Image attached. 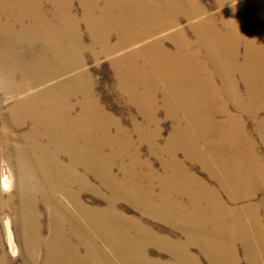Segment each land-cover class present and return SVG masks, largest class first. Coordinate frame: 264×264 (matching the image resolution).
I'll list each match as a JSON object with an SVG mask.
<instances>
[{"label":"bare ground","instance_id":"obj_1","mask_svg":"<svg viewBox=\"0 0 264 264\" xmlns=\"http://www.w3.org/2000/svg\"><path fill=\"white\" fill-rule=\"evenodd\" d=\"M215 2L226 6L221 11L224 31L212 25L211 14L198 0H0V92L5 100H13L0 122V156L4 129L27 124L28 131L17 137L22 145L13 149L21 168L20 226L26 252H42L43 264H85L90 258L102 264H161L149 260L144 244L136 241L130 240L122 250V232L114 233V242L105 239L116 263L107 260L97 245L81 239L76 227L101 237L100 211L112 213L119 196L185 235L183 243H173L141 231L145 243L160 242L169 249L175 264H202L199 256L188 252L190 246L197 247L207 264H234L236 243L247 257L257 254L252 245L264 243V165L241 118L257 122L264 111V32L251 25L254 13L264 20V0ZM235 16L240 26L233 24ZM241 30L256 38H244ZM166 31L170 32L163 34ZM167 40L174 50L165 48ZM33 45L40 50L36 61L30 55ZM195 50L206 54L203 67ZM85 53L95 62L100 56L110 58L119 95L144 116V124L134 126L137 143H145L151 156L159 159L160 173L148 159H141L125 132L117 129L113 136L107 132L111 121L95 98ZM208 65L221 80L223 100L219 87L204 74ZM159 95L169 129L162 144L156 119ZM258 125L256 134L263 144L264 131ZM192 165L215 186L191 171ZM6 166L0 177L2 190L10 185ZM238 171L241 177L235 175ZM89 174L109 192L105 210H91L70 193L74 186L79 192L93 190L86 179ZM32 179L31 189L25 183ZM259 191L263 193L257 198ZM29 192L39 193L44 203L53 202L66 214L67 239L59 234L55 207L50 205V236L38 234L39 228L31 224L37 208ZM57 194L65 196L71 208L60 205ZM74 239L83 245L84 254L72 248ZM261 249L258 253H264Z\"/></svg>","mask_w":264,"mask_h":264},{"label":"rangeland","instance_id":"obj_2","mask_svg":"<svg viewBox=\"0 0 264 264\" xmlns=\"http://www.w3.org/2000/svg\"><path fill=\"white\" fill-rule=\"evenodd\" d=\"M198 1L201 3L202 6L204 5V8L208 12V14L209 15L211 14L212 25L215 28L217 26V28H216L217 30L224 31V29H225L224 28V22H223L224 20L222 18L221 11H223V9L226 6H223L222 7L223 9L217 5L215 6V4H216L215 0H198ZM238 2L239 1H237L236 3H238ZM73 4H74V11L77 12L76 10H78L77 13H79L80 9H79V7H77L78 5H76L77 3L74 2ZM233 19H232L233 24L240 26V24H241L240 18L235 16V17H233ZM213 21H214V23H213ZM222 22H223V24H222ZM185 25H186V21H184V19H181V26H185ZM251 25L255 29L264 32V20L261 16L259 17V15L257 13L252 14ZM167 32L169 33L170 31H166L163 34H166ZM241 33H242V36L246 39L254 40L256 38L255 35H252L248 32L243 31V30H241ZM188 38L190 39L189 42L192 43L193 37L188 35ZM85 41L87 42L88 39L85 38ZM84 46L87 47L86 44H84ZM164 46L169 51L174 50V45L171 41H168V40L165 41ZM33 47L31 48L30 55L34 58L33 60L36 61V58L38 57L37 54L40 52V50L37 48V45H33ZM242 47L243 46H241L239 48V50H240L239 52L241 54H243L242 52H244V49ZM85 50L87 51V48H85ZM262 51L264 53V45L262 47ZM195 53H196L195 57L198 58V60H196V61H199L201 63V67H203L202 65L204 63V60H206V54L203 53L202 51H198V50H195ZM239 58H241V57H239ZM84 59H85V62L87 63L86 64L87 69L89 70V72L92 75V78L94 79L95 98H96L97 102L99 103V105H101L104 108V110H106L105 112L107 114V117H108L109 121H111V125H109V127L107 129L108 130L107 132L109 133V135L110 136L115 135L117 132V129H120L123 132H125L129 136V138L131 140L133 139L132 141L137 145L141 159H148L151 162L153 169L155 171H157L158 173H160L159 159L155 156L154 157L151 156L147 146H145L146 145L145 143L138 144L139 143V141H138L139 140V137H138L139 133L136 131L134 126L144 124V121H145L144 116H143L142 112H139L137 110L136 105L132 104L125 97H122L121 95H119L117 84L114 81V78L112 75V69H111L110 63H109L110 58L100 56L99 59L95 62L89 56L88 53H85ZM210 66L208 65L204 74L208 73V76L211 77L210 80H211V85H213V87H215V86L219 87V89H220L219 96H221V98H219V99L223 100L225 95L223 94V91L221 88V80L217 77L212 65H210ZM239 90L242 93L243 88L240 87ZM216 100L218 101V98H216ZM12 103H13V100H11V99L5 100V97L0 92V122L5 120L6 114L8 113V109L11 107ZM156 106H157L156 119L160 124V134H161L160 139H159L160 141L158 143L162 144L163 143L162 141H164L168 137L169 129H168L167 124H166L165 111H164V108L162 105L161 95H159V97L157 96V98H156ZM258 118L259 119L256 122V121H253L250 117L243 116L241 118V121H244L243 126H244L245 133L246 134L249 133L248 135L250 137L253 136L252 138L254 139L253 140L254 144H256L255 145L256 156L263 159L261 163L264 165V143L263 144L260 143V141H259L260 139L258 138V136L256 134V127L258 125V122L264 119V111L258 115ZM0 125H1V123H0ZM258 126L260 127V129L262 128L261 129L262 131H264V124H262V125L260 124ZM261 126H263V127H261ZM148 130H149V128H148ZM27 131H28V125L26 124L25 126L19 127V128H14L13 126L5 128L3 131L4 133L1 134L3 136V137L1 136L2 137L1 139L3 140L2 145H4V146H3V149L1 150V156H0V177L2 174L3 166L7 165L6 166L7 170H9L8 172H10V173H8L10 185H8V188L6 190H2L1 183H0V194H1L0 195V197H1L0 198V202H1L0 203V264H43L42 260H44L42 252H39L38 255H37V251H35V250L34 251L31 250V252H30V249H28L29 253L26 252V249L28 247L27 246L28 243H26L27 239L24 238L23 232H22L21 226H20L21 222L23 220V218L21 217L20 212H19V210L21 209L20 204H21L22 197H23V195H22L23 191L21 188H19V186H20L19 179L20 178L18 179V177H19L18 173H19V170L21 168L18 164L19 161L17 158H19V157H18L17 152L15 153V151H16L15 149L22 145L17 140V137H19L20 135L22 136ZM6 140H7V142H6ZM6 143L8 144L9 148L7 146H5ZM178 157L181 158V155L179 154ZM61 160L63 162H66V159L63 157L61 158ZM118 166H119V162H117L115 164L113 172L117 173L116 171H117ZM190 169L195 174H197L198 177L203 178L209 184L211 183L213 186H215V183L210 182L207 179L206 174H204L205 172L201 171L200 167L192 165ZM77 170L80 174L83 172L79 168H77ZM16 173H17V175H16ZM235 175L237 177H241L243 175V173L241 171H238L235 173ZM86 179H87V182H88L90 188H93V190H89V191L84 190V191L79 192L78 189L74 186V187H70L71 192H70V190H69V192L71 194H74L73 196L75 198L77 197V200L81 203V205L85 204L84 206L90 208L91 210L100 211L103 209L104 210L107 209V207H108L107 202L108 201H106V200L109 198V192L101 186L99 181L94 176L89 174V175H87ZM29 181H28L29 184L27 182V183H25V186L32 189V186L35 185V182L33 179L29 180ZM16 182H17V184H16ZM31 193L29 192V195L33 196L34 202H35L36 208H37V209H33V211H32V214L35 215V217L33 218L31 224L33 226L39 228L38 234L42 238L47 239L50 236L49 231L52 227L51 226L52 224L50 223L51 214L48 213V205L55 207V204L53 202H50V204L49 203L46 204L43 202L42 197L39 195V193H37V194L36 193L31 194ZM262 193H263L262 191H259V193L257 194V198L261 197ZM19 196H21V197H19ZM19 198L21 199V201ZM55 199L59 201L60 205H64V207H66V208H71V207H69L70 203L68 200H66L65 196H62L61 194L60 195L57 194ZM131 204H132V202L129 199H127L123 196L117 197L116 201H115V208H114V210L111 211L112 213L106 214V211H100V218H103L102 223L100 225L101 226L100 228H102V229H98V231L101 234V237H99L100 239L97 237V232L93 233V231L92 232L87 231V233L85 234L83 232V228L79 229L76 227V230L80 234L81 239H83L87 244L97 245L99 250L101 251V253L103 252L102 254L107 260L109 259V261L111 263H116L117 258H116L115 252L110 250L111 248L109 245H107V242L108 241L114 242L116 240V237L114 235V233H116V231L122 232L123 235L125 236L124 241L121 242V244L123 246L122 250H125L126 249L125 247H128V243L130 242V240H133V241L138 242L137 244H139V245L144 244L143 248L145 250L146 257L149 260L151 259V261H157L158 263H161V264H175L173 262L174 260L172 259L171 255L169 254V249L164 248L162 245H160L159 244L160 242L155 244L154 242L148 241V244H147V241H146V243H145L144 241H142L143 236L141 234L142 233L141 231L145 230V231L149 232L151 235L153 234V236H155L157 239H161V240L167 239L169 241L171 239L170 242L174 241V242H179V243L184 242V240L186 239L185 235H183L181 232H179L178 230L173 228L169 223H167L161 217L156 216V214L144 211V210L136 207L135 205H133V204L131 205ZM51 209H53V208H51ZM55 210L57 211L56 213H55ZM53 211H54V218H56L55 223L59 224V226H58V229L60 231L59 234L62 236V238L67 239L68 238V235H67L68 229H69L70 225L67 224V221H64L65 218L67 219V217H65L66 214L62 210H60L58 207H55V209H53ZM48 214H50V218H49ZM110 216H112V217H110ZM124 219H125V221H124ZM118 220H120V221H118ZM113 221H115V222H113ZM263 222H264V220H263ZM128 223L131 225H129ZM138 226L141 229H139ZM61 227H63V228H61ZM107 229H109V230H107ZM156 230H158V231H156ZM139 231H140V233H139ZM109 232H111V233H109ZM94 234H96V235H94ZM93 236H95V237H93ZM127 236H129V237H127ZM9 239H10L11 243L9 242ZM105 239H107L108 241H106ZM71 244H72L71 246H73L72 248L76 247L75 250L78 248L80 253L84 254L83 253V252H85L84 247H83V245H82V247H81V245H79V241H76L74 239L71 241ZM239 245H240L239 243H236L234 245V249H235L236 254L233 257L234 259L231 260V261L235 260L234 264H239V263L240 264H248V263L249 264H264V253H262V252L258 253L259 248H262L261 250L264 251V243H262V244L261 243H259V244L254 243L252 245V249L256 250L257 254L251 258L246 256L244 249L242 248L241 245L240 246ZM24 247H26V249ZM192 247L193 246H190L188 248V252L193 256H199L201 258L202 264H207L208 262L206 261V259L202 255H201L202 257L199 255L200 253H199L197 247L196 246H194L193 248ZM82 250H83V252H82ZM166 250L168 252H166ZM33 252H34V254H31ZM262 256H263V258H262ZM89 260H91V262H93V263H91ZM171 262H173V263H171ZM87 263L88 264H102L101 261H99L98 263H94L93 258L88 259V261L85 262V264H87Z\"/></svg>","mask_w":264,"mask_h":264}]
</instances>
